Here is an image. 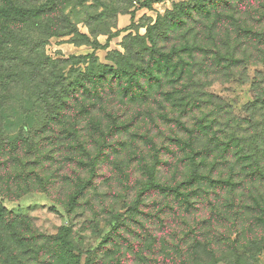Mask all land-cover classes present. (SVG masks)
<instances>
[{
  "label": "rangeland",
  "instance_id": "obj_1",
  "mask_svg": "<svg viewBox=\"0 0 264 264\" xmlns=\"http://www.w3.org/2000/svg\"><path fill=\"white\" fill-rule=\"evenodd\" d=\"M54 1L13 0L27 9L48 6V20H7L0 26L24 37L38 30H77L89 44L60 35L37 48L64 61L57 72L66 84L91 68L71 57L95 55L98 66L120 69L123 64L127 70L134 65L140 87L123 96L112 82L114 87L102 90V96L80 95L59 123L47 126L46 111L31 100L30 87L5 93L0 140L11 146L27 127L37 137L17 153L9 147L0 161V200L14 216L13 224H0V264H86L88 259L91 264H192L195 257L202 264H237L230 248L238 234L229 229L235 221L243 235H251V243L239 239L238 247L246 248L239 253H247L240 264H264V228L255 224L262 218L256 208L264 206V185L244 173L245 186L233 192L240 195L236 205L228 191L207 182L192 187L198 192L194 195L188 183L180 184L195 165L187 162L189 151L174 143L188 138L180 125L193 127L191 119L204 113L226 124L241 119L254 134L246 123L253 115L249 105L264 100V0H222L217 6L209 0H59L53 7ZM183 7V22L177 24L168 14ZM153 26L158 28L150 39ZM26 43L14 47L25 49L18 58L34 54V46ZM247 46L254 57L236 64L232 55ZM205 140L197 151L207 145ZM210 149L197 156L199 176L229 180L240 173L241 167L232 173L227 166L234 164L235 147L227 161L218 143ZM90 169L95 175L84 187ZM153 182L180 186L189 204L151 187ZM199 222L207 223L205 234L197 231L190 243L175 249L180 245L176 235L186 240V224L194 230ZM67 228L73 249L65 250L57 239ZM196 241L200 246L194 255L190 247ZM210 245L213 251L204 248Z\"/></svg>",
  "mask_w": 264,
  "mask_h": 264
},
{
  "label": "trees",
  "instance_id": "obj_2",
  "mask_svg": "<svg viewBox=\"0 0 264 264\" xmlns=\"http://www.w3.org/2000/svg\"><path fill=\"white\" fill-rule=\"evenodd\" d=\"M4 5L0 6V21L5 22H12L14 20L30 22L33 19L46 18L50 11L44 12L45 9L49 8L48 6H42L38 9H27L17 6L13 0H4ZM59 1V0H58ZM58 1H54L53 5L56 6ZM222 2V0H209L210 3L218 5V3ZM242 2V0H240ZM228 4V3H227ZM52 7V8H53ZM188 9L191 10V6H187ZM187 7H183L181 10L177 9L174 12L168 14L174 18L177 24L183 22L181 19V12H185ZM230 5H228V8ZM189 17H191L190 11L187 12ZM46 15V17H45ZM39 17V18H38ZM65 19L64 17H62ZM47 19V18H46ZM8 20V21H7ZM48 20V19H47ZM56 20V18H54ZM172 20V19H171ZM165 22V20H162ZM57 19V23H58ZM161 25V23H160ZM240 26V25H239ZM54 28V27H52ZM158 27L153 26L151 29L152 31L149 32V38L152 39L154 34H156V29ZM240 28V27H239ZM56 29V28H54ZM242 30V26L240 31ZM40 31L38 30L34 34H30V32L26 33V37L20 32H15V30L10 29L8 27L0 26V110L3 109L4 102L7 99V95L5 93H10L11 90H16L21 87L23 89H27V87L31 88L33 96H30L31 100L34 101L35 105H39L44 107L46 111V119L44 121V126L54 125L55 123H59L63 118L66 111H68L69 106L71 105L74 100H78L80 95L85 97H92V96H102V90L106 88L112 89L115 83L117 85L123 96L133 95L135 93V87H140L139 78L135 72L134 65L127 70H123L122 64L120 69H113V68H106L105 66H98L95 55H90L86 57H71V59H76L80 63L89 64L91 66L90 69L86 70L83 74H79L80 78L74 80V82L66 84L64 81V77L62 75H58V68L59 65L64 63L63 60H53L48 57L45 51L38 52L37 48H40V45H46L51 38L57 37L60 35H73L72 40L74 43L77 44H89L90 39L86 35L80 34L77 30H70L66 33H58L56 31H50V29L42 32L40 36L38 34ZM37 34V35H36ZM255 34V33H253ZM29 36L30 42H28L27 38ZM27 41L26 45L30 44L34 46V54L30 55L29 58H18L20 54L25 53V49L19 46V49H15L16 45H20V42ZM154 47L155 42L153 41ZM98 45V44H97ZM40 51V50H39ZM249 46L244 48H238L235 51V54L232 55V59H235L236 64L241 63H248V59L254 57L255 54ZM118 58L121 57L123 60L124 56L122 54H118ZM15 56L14 58H12ZM39 62V64H36ZM225 64V63H221ZM219 69V66H218ZM109 75V76H108ZM109 77L111 82H109ZM127 81H126V80ZM126 81L125 85L123 82ZM193 82V81H191ZM105 83V85H104ZM190 89V88H186ZM194 96V95H193ZM197 97V96H196ZM195 104H198L199 101L195 100ZM191 98V99H193ZM252 108L251 118L248 119L246 123L250 129L255 130L254 134L250 136L251 130H247L243 128V121L241 119H234L231 120L229 123L226 124L222 119L219 117L210 116L208 113L201 114L199 118L193 117L191 122H193V127H187L184 125H180V128L183 132L187 135L186 140L176 139L174 143L177 146L182 147L185 151H189V157H187V162L192 163V166L195 165L193 170V174L185 178V181L180 184L184 185L188 183L189 190L194 187L195 185H202L203 182H207L208 186L217 187L220 189L221 192L228 191L230 195L233 196V202L237 203V199H240V195L233 194V192H238L242 187H244V178L243 174L248 173L247 177L250 179L251 182H260V185H264V151H261L260 147L264 146V100L256 99V101L252 102L249 105ZM195 112V110L193 111ZM242 132V133H241ZM23 135L19 138V140H14L11 143V146L8 145V142H2L0 140V161L3 157V152H5L9 147L14 149V153L20 151L22 147H29L30 146V139L37 137V132L34 128H24L22 131ZM2 134L1 126H0V135ZM69 136H74L69 135ZM1 139V138H0ZM201 139H206L207 145L203 146L200 151H197V144ZM218 143L220 151L222 152L221 159L226 160L230 156V149L235 147V155L233 156L234 164L229 165L231 172L233 173L238 167H241L240 173H234L231 176V179H223V178H213V176H199L197 174V156L203 155L206 152L211 151L210 146ZM10 144V143H9ZM149 145L151 147H155L153 142H150ZM22 150V152L26 151ZM245 151V153H244ZM246 155V156H245ZM86 168V167H85ZM91 177L87 182H83L84 187L88 185V183L92 182L94 178L95 171L90 169ZM242 172V173H241ZM215 174V172L213 173ZM221 177V176H220ZM238 178V179H237ZM240 180V182H236V180ZM151 187L163 192V193H171L177 196V200L184 201L189 204L190 196H182L183 193L180 191V186L176 187H167L160 184H153ZM85 191V190H84ZM81 190L78 194L73 197L74 205L76 201L82 196L84 193ZM194 195H197L198 192L195 190H190ZM180 193V195H179ZM0 194L2 191L0 190ZM190 195V194H189ZM257 211L260 214L257 222L255 224L257 226H262L264 228V206L258 205ZM238 217V216H237ZM243 216H241L242 218ZM14 216L13 213L9 212L4 206L3 201L0 200V224H13ZM198 228L194 229L191 225L186 224L189 229V235L185 236L186 240H179V236L176 235L177 241H179V246H174L175 249H180L184 247L186 243H190L191 239L195 232L200 231L202 233L203 229L207 226L206 222L200 224L198 223ZM231 231L235 234H238V239L236 242L231 244V250L233 253L237 254L238 256V263L240 264L245 258L240 259L243 254H247L243 252L242 254L239 253L240 249H246L245 247H238L239 246V239L246 238V240L251 243V235L248 232L247 235H243L241 231V224L235 221L231 227H229ZM70 229H64V233H62L58 237V241L61 247L65 250L73 249L72 244L68 241V234ZM178 234V232H175ZM205 234V233H204ZM218 236H215L212 240L213 243L216 244L218 242ZM199 235L196 236L198 238ZM222 237V236H221ZM230 237V235L228 236ZM200 246V242L196 241L190 247L191 252L196 255L197 249ZM209 248L213 251V245H210ZM214 258V257H213ZM196 259V260H195ZM195 262L192 264H202L200 258L195 257ZM86 264H91V261L88 259Z\"/></svg>",
  "mask_w": 264,
  "mask_h": 264
}]
</instances>
